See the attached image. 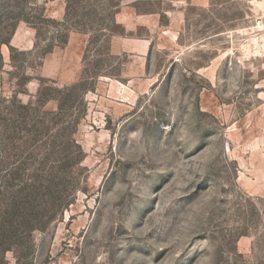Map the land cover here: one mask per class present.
Instances as JSON below:
<instances>
[{
    "label": "rangeland",
    "instance_id": "374dc122",
    "mask_svg": "<svg viewBox=\"0 0 264 264\" xmlns=\"http://www.w3.org/2000/svg\"><path fill=\"white\" fill-rule=\"evenodd\" d=\"M0 264H264V0H0Z\"/></svg>",
    "mask_w": 264,
    "mask_h": 264
},
{
    "label": "crops",
    "instance_id": "0c3cea01",
    "mask_svg": "<svg viewBox=\"0 0 264 264\" xmlns=\"http://www.w3.org/2000/svg\"><path fill=\"white\" fill-rule=\"evenodd\" d=\"M173 4L192 3L198 6H205L209 3V0H165ZM115 21L121 24L125 30V33L133 32L137 27L145 26L149 24L151 26L158 25V18L156 15H143L136 13L134 8H125L117 12ZM144 46V41H138L128 36L124 37H112L110 40V51L112 53H121L128 51H136L141 46Z\"/></svg>",
    "mask_w": 264,
    "mask_h": 264
},
{
    "label": "trees",
    "instance_id": "16d2710c",
    "mask_svg": "<svg viewBox=\"0 0 264 264\" xmlns=\"http://www.w3.org/2000/svg\"><path fill=\"white\" fill-rule=\"evenodd\" d=\"M116 7V6H115ZM111 8L109 7L108 10H110ZM117 12V11H116ZM114 12V13H116ZM104 36V35H103ZM62 43L64 44L65 43V39L62 41ZM87 86L86 82L83 80V81H80V82H77L76 84L70 86V87H67L65 88V91L67 92L66 96L70 97L74 94V92L76 90H79V89H84L83 91V94L85 93V91L87 90V88H85ZM58 100V99H57ZM58 107H59V110L57 113H53L52 115L54 116H62V111H63V108H62V104H60V101H58ZM71 124V123H70ZM74 141V140H73ZM75 143V142H74ZM75 145V144H74ZM77 148H78V153L77 154H81V149L79 146L75 145Z\"/></svg>",
    "mask_w": 264,
    "mask_h": 264
}]
</instances>
